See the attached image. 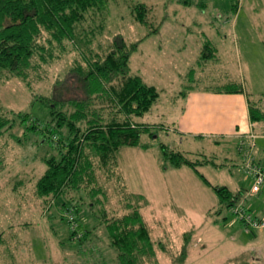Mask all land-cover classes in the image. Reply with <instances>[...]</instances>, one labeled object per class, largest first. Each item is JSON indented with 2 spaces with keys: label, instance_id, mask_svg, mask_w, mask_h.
Here are the masks:
<instances>
[{
  "label": "rangeland",
  "instance_id": "rangeland-1",
  "mask_svg": "<svg viewBox=\"0 0 264 264\" xmlns=\"http://www.w3.org/2000/svg\"><path fill=\"white\" fill-rule=\"evenodd\" d=\"M106 1L105 30L99 37L91 35V47L99 49V43L119 38L127 45L137 43L130 53V71L160 93L151 109L135 120L154 126V135L141 134L146 147L123 145L117 150V174L98 193L100 201L89 208L83 193L79 212L72 213L78 218L72 237L69 210H60L61 199L57 203L36 192L35 180L46 167L43 159L56 154L53 144L15 115L0 141V264H120L100 216L103 211L108 216L124 212L126 192L136 195L132 201L151 238L162 241L169 253H178L183 234L189 233L183 264H264V228L246 231L229 209L214 213L218 197L211 185L236 186L235 192L239 186L251 189L252 178L236 157L238 140L211 132L213 127L202 120L199 114L207 113L213 99L201 104L182 92L190 88L195 94L237 81L254 99L264 94V0ZM135 2L151 7L147 25L132 17ZM205 41L213 46L210 50L203 49ZM75 54L68 50L46 65L30 78V86L18 77L0 78V104L44 122L48 108L35 99L40 94L85 97L83 81L70 70ZM182 109H189L188 118L180 117ZM258 134L256 147L264 150V132ZM161 145L191 159L214 161L197 165L209 184L192 167L173 166ZM78 194L69 193L75 198ZM246 203L259 215L264 189L248 195ZM157 257L159 264H170L163 250H157Z\"/></svg>",
  "mask_w": 264,
  "mask_h": 264
},
{
  "label": "trees",
  "instance_id": "trees-1",
  "mask_svg": "<svg viewBox=\"0 0 264 264\" xmlns=\"http://www.w3.org/2000/svg\"><path fill=\"white\" fill-rule=\"evenodd\" d=\"M236 6H232L233 12ZM107 9L106 0H0V78L18 77L30 86V78H36L46 65L68 50L76 51L70 70L83 81L85 97L65 99L58 98L61 94H40L35 99L48 108L44 122L37 117L28 119V113H15L0 104V141L13 126L12 118L18 115L26 122L27 129L39 130L44 141L52 142L56 154L52 152L43 159L46 167L36 178L35 187L38 195L50 201L61 199L57 202L61 211L68 209L78 213L83 193L89 199L87 206L92 208L100 201L97 195L106 190L109 177L117 174V150L123 145L146 147L148 143L141 142V134L154 135V126L135 120L151 109L160 93L154 85L145 83L140 75L130 71V53L137 43L127 45L119 38L103 46L99 43V49L91 47V35L99 37L105 30ZM130 13L136 21L147 25L150 16L146 15L151 13V7L135 2L130 6ZM211 47V43L205 41L203 49ZM207 89L245 92L249 120L253 125L259 124L264 132V94L254 99L237 81ZM249 133L253 132L246 134ZM162 153L175 167L182 164L192 167L209 184L197 165L216 164L210 158L191 159L180 150L165 147ZM211 187L218 197L214 213L229 209L240 195L225 185ZM71 192L79 193L78 197L69 195ZM134 195L124 194V212L108 216L103 211L100 216L119 263L159 264L157 250L160 249L170 255V264H183L187 254L184 244L188 243L189 233L183 234L180 251L169 253L162 241L151 238L138 205L132 201ZM69 226L73 237L75 230Z\"/></svg>",
  "mask_w": 264,
  "mask_h": 264
},
{
  "label": "crops",
  "instance_id": "crops-1",
  "mask_svg": "<svg viewBox=\"0 0 264 264\" xmlns=\"http://www.w3.org/2000/svg\"><path fill=\"white\" fill-rule=\"evenodd\" d=\"M217 87L219 86H215L214 88ZM188 90H187L188 93L187 92L183 93L185 95V98H189L193 101H200L199 103L201 104L209 99H213L212 100L213 104L209 107L207 113L199 114L200 116H203L202 120L206 121V123L209 126L213 127L214 130L211 132L222 135L228 134V136H232V138L234 139V143L237 142V140H239L241 133L246 134L247 132H253L256 135V138L258 135H260L258 134L259 132L263 133L259 129V127H261L259 124L253 125L249 120V111H248L247 98L245 92L228 93L222 91L218 92L215 91L214 89L213 90L207 89L205 92H198L195 94H191L190 89ZM201 104H197V109ZM188 110L186 111V109H182L181 111L182 113L180 117L185 118L186 115V118H188L189 117ZM180 124L181 123L178 121L177 125L180 126ZM255 147H256V142L253 148L254 158L264 167V150L260 149V147L259 148L256 147L257 150L255 151ZM236 153H237L236 157L238 159L240 158L241 160V155L237 151ZM225 186L227 185L225 184ZM227 187L231 191H233L236 186L234 188H230L229 186ZM239 187L241 188L238 190L239 194H242L247 191V190L245 191L244 187L241 186ZM249 208L251 209V206ZM263 210L264 209H262L260 214L263 212Z\"/></svg>",
  "mask_w": 264,
  "mask_h": 264
},
{
  "label": "built area",
  "instance_id": "built-area-1",
  "mask_svg": "<svg viewBox=\"0 0 264 264\" xmlns=\"http://www.w3.org/2000/svg\"><path fill=\"white\" fill-rule=\"evenodd\" d=\"M254 138L255 135L253 133L239 137L238 146L241 154L242 168L251 176L252 185L251 189L240 194L229 208L230 212L235 215V218L240 220L246 231L264 228V211L259 215L252 214L249 206L245 202L248 195L260 191L261 187L264 185V167L255 160L253 155ZM53 139H55V137ZM66 216L71 228L76 230L77 222L75 215L69 211Z\"/></svg>",
  "mask_w": 264,
  "mask_h": 264
}]
</instances>
